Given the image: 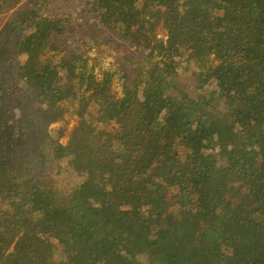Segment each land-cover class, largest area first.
I'll return each instance as SVG.
<instances>
[{
  "label": "trees",
  "instance_id": "16d2710c",
  "mask_svg": "<svg viewBox=\"0 0 264 264\" xmlns=\"http://www.w3.org/2000/svg\"><path fill=\"white\" fill-rule=\"evenodd\" d=\"M26 7L0 34V264H264V0ZM85 21L143 46L120 92Z\"/></svg>",
  "mask_w": 264,
  "mask_h": 264
},
{
  "label": "rangeland",
  "instance_id": "374dc122",
  "mask_svg": "<svg viewBox=\"0 0 264 264\" xmlns=\"http://www.w3.org/2000/svg\"><path fill=\"white\" fill-rule=\"evenodd\" d=\"M84 0H23L20 4H18L15 8L7 11L4 14H0V34L6 36V29L5 27L7 24L14 18L19 17L20 15L23 16L26 10V6H37L39 10L46 11L50 14H70L72 16V20L77 22L78 24L81 23L80 20V6L83 4ZM47 13V11H46ZM91 21H85L84 26L81 29L82 33L84 34V38L86 40H90L93 42L94 47L90 51L91 56H98L100 58V62L96 63L95 71H97L98 76L101 78L103 77L104 73L103 70H110L114 73V87L117 92H120L122 84V77L120 74L121 68H125L127 70L126 73L128 75H134L136 73L137 66L139 65V61L143 58V51H141V46L139 42H129L127 40H123L117 34L108 33L104 31H98L97 33L104 34L105 41L108 43H100L99 47L98 42L100 39H96L93 34L91 35V30L94 29ZM158 36L165 35L166 31L161 27L156 28ZM17 32L13 34V38L16 39ZM103 40V39H101ZM145 45V44H144ZM10 49H14V45L9 46ZM63 56H68V53H64ZM62 56V57H63ZM61 57V58H62ZM22 61L24 58L20 57ZM8 70V67H7ZM10 72L12 68H9ZM123 70V69H122ZM123 74V72H122ZM13 80L10 82L12 83ZM78 117L75 113H68L65 115L64 119L61 122H55L51 125V127H56L61 123L65 126L64 135L62 137L57 136L58 142L62 144H66L68 141V137L70 131L74 128L77 124ZM64 165L62 169V174L58 183L62 184L64 187L68 188V186H72L74 183L77 182V179H81V177L77 176L75 172L69 167L65 159L61 162ZM55 243V248L58 251H62V246L59 244L58 239H53Z\"/></svg>",
  "mask_w": 264,
  "mask_h": 264
}]
</instances>
